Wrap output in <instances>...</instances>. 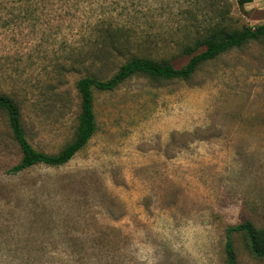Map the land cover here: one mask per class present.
<instances>
[{
  "label": "rangeland",
  "instance_id": "374dc122",
  "mask_svg": "<svg viewBox=\"0 0 264 264\" xmlns=\"http://www.w3.org/2000/svg\"><path fill=\"white\" fill-rule=\"evenodd\" d=\"M263 23L264 0H0V92L32 144L57 152L75 137L80 78L107 79L132 53L182 67L212 27ZM94 94L88 143L17 174L0 111V264H225L229 226H264V38L188 79L138 74ZM231 237L238 264H264Z\"/></svg>",
  "mask_w": 264,
  "mask_h": 264
},
{
  "label": "trees",
  "instance_id": "16d2710c",
  "mask_svg": "<svg viewBox=\"0 0 264 264\" xmlns=\"http://www.w3.org/2000/svg\"><path fill=\"white\" fill-rule=\"evenodd\" d=\"M251 1L253 0H238V3L244 5ZM262 38H264V23L254 27L244 26L242 28L212 27L205 34L195 37L183 45L181 52L188 55L189 59L182 67H175L164 57L157 58L132 53L107 79L94 75L80 78L77 82L80 95V112L75 137L61 147L59 151L53 153L39 150L32 144L28 138L20 105L12 96L0 92V111L7 116L11 139L21 150V158L11 168V171L17 174L39 164L60 166L68 162L82 149L98 128L94 90L112 91L128 78L138 74L155 79H188L204 62L214 59L232 48L241 47L252 40ZM113 49L117 50V47H113ZM234 231L244 234L246 245L255 256L264 257V226L243 222L231 225L226 229L225 264H238L231 237V233Z\"/></svg>",
  "mask_w": 264,
  "mask_h": 264
}]
</instances>
